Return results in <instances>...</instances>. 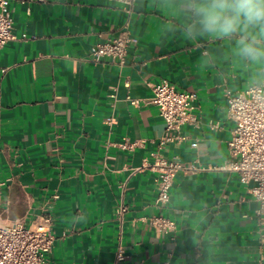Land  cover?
Segmentation results:
<instances>
[{
	"label": "crops",
	"instance_id": "0c3cea01",
	"mask_svg": "<svg viewBox=\"0 0 264 264\" xmlns=\"http://www.w3.org/2000/svg\"><path fill=\"white\" fill-rule=\"evenodd\" d=\"M175 3L136 0L127 13L117 0L10 1L16 38L0 47V224L30 225L50 212L48 264H264V208L219 168L235 127L226 91L264 77L233 55L234 40L190 37ZM126 22L136 41L123 65L88 59ZM163 79L197 94L194 120L174 131L153 101ZM156 151L205 167L179 171L164 203L147 166ZM153 215L176 227L156 228Z\"/></svg>",
	"mask_w": 264,
	"mask_h": 264
},
{
	"label": "built area",
	"instance_id": "2783aa9c",
	"mask_svg": "<svg viewBox=\"0 0 264 264\" xmlns=\"http://www.w3.org/2000/svg\"><path fill=\"white\" fill-rule=\"evenodd\" d=\"M11 0H0V47L15 39L13 17L9 8ZM124 4L127 13H131L136 0H117ZM126 22L114 37L94 44L88 59L98 62L109 60L123 65L128 47L136 41ZM3 71L6 68H2ZM153 101L158 105L168 131L179 129L184 123L194 120L193 111L197 107V94L194 91L180 90L168 79L155 83ZM228 117L235 127L229 140L230 158L219 168L235 172L240 181L247 185L249 191L264 208V81L253 84L243 90L226 91ZM137 105L140 99L130 98ZM109 123L113 117H108ZM217 127V123H211ZM172 134L165 139H171ZM163 142V141H162ZM137 142L125 141L124 148H133ZM195 144V143H194ZM154 161L147 164L158 173V203L167 202L175 176L179 171L196 172L205 169L194 163H185L178 156L167 158L157 151L152 153ZM128 207L120 203L117 207L118 218L123 221ZM150 222L158 229L173 230L176 221L163 215H153ZM56 240L53 230V216L44 210L34 222L27 225L17 219L0 224V264H48V254ZM125 256L120 243L117 257Z\"/></svg>",
	"mask_w": 264,
	"mask_h": 264
},
{
	"label": "clouds",
	"instance_id": "9594fccd",
	"mask_svg": "<svg viewBox=\"0 0 264 264\" xmlns=\"http://www.w3.org/2000/svg\"><path fill=\"white\" fill-rule=\"evenodd\" d=\"M195 38L234 40L233 55L264 77V0H176Z\"/></svg>",
	"mask_w": 264,
	"mask_h": 264
}]
</instances>
